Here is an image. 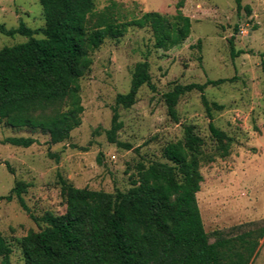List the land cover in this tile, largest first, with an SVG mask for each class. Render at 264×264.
I'll use <instances>...</instances> for the list:
<instances>
[{
  "label": "rangeland",
  "instance_id": "1",
  "mask_svg": "<svg viewBox=\"0 0 264 264\" xmlns=\"http://www.w3.org/2000/svg\"><path fill=\"white\" fill-rule=\"evenodd\" d=\"M95 1L98 10L116 4L127 21L148 12L173 16L179 2ZM243 6L251 13L238 12L234 0H186L182 11L192 20V33L184 44L168 51L155 48L150 29L132 27L120 40L107 39L92 54L91 71L80 80L82 125L64 143L52 145L41 131L0 123V197L8 196L17 182L28 186L23 194L28 212L16 196L0 202V235L11 247L10 264H25L18 240L41 229L32 216L66 213L61 179L80 189L126 192L138 164L165 162L163 148L183 139L185 125L194 126L205 141L206 155L215 158L202 162L203 182L197 194L210 242L215 241L216 231L228 233L242 224L264 222V0H243ZM20 21L32 30L44 27L39 0H0V25L18 28ZM232 37L236 51L242 52L235 58L229 45ZM26 41L0 34V50ZM145 60L155 89L143 86L130 109H118L122 129L117 140L131 146L127 149L110 143L107 132L116 97L129 92L134 67ZM209 80H230L209 86L204 93L210 103L224 108L213 111L212 122L232 139L226 156L217 153L202 94L192 92L180 99L178 123L170 119L163 99L175 85ZM14 137L37 142L27 149L2 143ZM251 264H264V239Z\"/></svg>",
  "mask_w": 264,
  "mask_h": 264
},
{
  "label": "trees",
  "instance_id": "2",
  "mask_svg": "<svg viewBox=\"0 0 264 264\" xmlns=\"http://www.w3.org/2000/svg\"><path fill=\"white\" fill-rule=\"evenodd\" d=\"M185 1L179 0L173 16L148 12L127 21L116 4L98 10L95 0H39L44 27L32 30L22 21L18 28L0 25L1 35L27 38L0 50V123L41 131L52 145L70 140L82 125L80 80L91 71L92 54L107 39L125 37L132 27L150 29L156 49L181 46L192 33V20L182 11ZM234 1L238 12L251 13L243 0ZM235 32L239 33L237 26ZM234 41L229 40L233 58L242 54ZM228 81L175 85L163 96L170 119L178 123L180 99L192 92L202 94L210 133L222 156L229 154L232 139L215 126L212 113L224 108L210 103L204 93L209 86ZM145 85L155 89L147 60L134 67L129 92L116 97L107 132L110 143L131 149L117 140L122 129L118 109H130ZM36 142L32 137H14L2 143L27 149ZM204 146L194 126L185 125L183 139L163 148L165 162L138 164L126 192L80 189L61 179L66 213L32 216L41 229L18 240L25 264H251L264 239L263 221L233 227L228 233L216 231L213 243L205 231L197 200L203 182L200 169L203 161L215 158L206 155ZM27 187L17 182L0 202L16 196L28 212L23 198ZM11 253L0 235L2 264H10Z\"/></svg>",
  "mask_w": 264,
  "mask_h": 264
}]
</instances>
